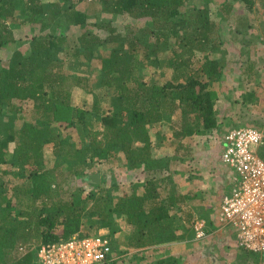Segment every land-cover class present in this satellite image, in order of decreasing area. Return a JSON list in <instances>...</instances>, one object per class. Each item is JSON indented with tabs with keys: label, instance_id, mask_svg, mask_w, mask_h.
<instances>
[{
	"label": "trees",
	"instance_id": "trees-1",
	"mask_svg": "<svg viewBox=\"0 0 264 264\" xmlns=\"http://www.w3.org/2000/svg\"><path fill=\"white\" fill-rule=\"evenodd\" d=\"M191 1L0 0V50L17 45L0 64V119H6L0 133V165H17L24 176L21 187L0 183V264H35L34 248L67 240L79 232L84 218L92 232L82 237L108 230L110 259L115 253V217L129 229L124 244L132 249L130 261L138 260L141 253L136 250L171 239L169 232L180 218L173 211L181 210L182 199L179 194L162 197L158 192V181L153 178L167 169V162L163 168L156 165L150 132L156 127L161 129L165 111L173 113L175 108L181 109L183 115L192 113L193 118L179 132L169 128L172 131L165 141L167 145L182 147L184 137L218 131L216 92L210 85L222 77L224 65L209 54L223 45L222 21L234 13L238 0H224L217 5L214 19L218 21L211 18L208 6L185 9ZM243 1L250 10L251 1ZM85 2L99 4L100 11L111 17L132 22L146 20L149 26L138 32L127 28L125 32L118 30L112 20L91 22L76 9ZM241 27H247V22L236 31ZM100 30L103 35L97 33ZM150 40L152 45L148 44ZM102 48H108L106 56ZM164 51L169 57L163 65L171 69V77L161 85H150L144 80L143 70L157 64ZM195 52L203 54L197 61L198 68L192 64ZM96 61L100 65L97 92L102 89L100 99L108 104L102 113L89 115L99 116L95 120L101 122V132L88 129L84 110L71 106L73 90H85L88 80L74 75L70 67L90 68ZM245 76L251 81L252 71ZM253 97L242 96L243 109L248 103L255 104ZM99 102L95 99L94 105L97 107ZM22 106H28V111H22ZM76 111L79 114L74 117ZM239 127L243 126L232 129ZM80 130L86 132L84 146L79 144ZM74 131H78L77 139L72 138ZM50 146L56 149V161L47 167L44 153ZM116 152L123 155L131 169L145 174V181L137 185L140 193L134 190L112 205L111 193L103 192L102 210L95 206L88 209L86 205L93 197L83 195L81 190L68 193L66 200L60 198L66 191L62 185L65 172L83 175L72 169L74 160L112 161L110 157ZM260 157L264 159V149ZM173 159L177 160V156ZM178 161L182 162L183 157ZM52 175L57 181L55 190L51 188ZM33 241L39 242L37 247ZM21 244L28 245L24 254L17 252ZM109 261L106 264L113 263ZM147 264L181 263L175 256H166Z\"/></svg>",
	"mask_w": 264,
	"mask_h": 264
},
{
	"label": "rangeland",
	"instance_id": "rangeland-1",
	"mask_svg": "<svg viewBox=\"0 0 264 264\" xmlns=\"http://www.w3.org/2000/svg\"><path fill=\"white\" fill-rule=\"evenodd\" d=\"M222 1L224 0H192L190 3H186L185 9H191L193 5L198 7L208 6L211 12L210 16L214 19V11ZM229 1L234 2L232 0ZM250 1V10L248 9L249 5L243 0H238L234 3V13L230 18H225L222 21L223 27L220 31V37L223 38L224 43L214 53L209 54L211 58H219L224 65L222 77L210 85L212 91L216 92L215 107L218 112V131L205 135L198 136V134H193L192 136L184 137L181 141L182 147L167 145L165 141L168 140V136L172 131L169 128L172 127L174 131L179 132L193 118L192 113L183 115L181 109L175 108L173 113L165 111L166 121L162 124L161 129L156 127L150 132L153 143L151 152L156 159V165L158 164L159 167L161 166L160 168H163L164 163L167 162L165 167L167 169L157 173L155 178H153L154 182L158 181V192L162 197L169 193L179 194L182 199L181 210L176 209L179 211H173L180 218L179 223H176L173 227L174 229L172 228L169 232L171 239L168 241L169 243L180 242L178 245L183 246V259L182 256L177 257L181 264H264V256L248 254L249 252L243 251L241 247L237 246L236 237L231 233L227 232L228 235L223 236L216 234L213 232L214 230H209L208 233H205V239L192 240L194 238L193 235L195 236L193 225L196 221H202L205 224L210 222V225L212 223L215 224L222 200L221 195L225 191L224 188L218 186L222 185L224 180L222 176L224 169L221 166V171L218 166V159L221 153L220 142L224 134L235 126H248L264 132V0ZM76 9L83 12L85 17L91 22H98L101 19L112 20L111 22L118 30H124L125 32H127V28L136 29L138 32L142 27L149 26L146 20L132 22L130 19L123 20L118 16L111 17L100 11V5L94 2L82 3L76 6ZM214 20L218 21V19ZM244 21L247 22L246 29L241 27L240 31L237 32L236 28L243 25ZM74 31L72 30V32ZM137 32V36L142 35ZM97 33L103 35L102 30ZM19 36L23 37L20 32ZM19 36L15 33L16 38H20ZM214 38L218 39V36ZM152 43L153 40H150L148 44L152 45ZM15 49H17L16 44L6 46L3 50H0V64L4 63ZM107 49L102 48L100 50L103 56L107 55ZM202 56V53L197 54L195 52L192 61L194 68H198L200 65ZM168 57V54L164 51L157 64H152V66L143 70L145 82L150 85H161L169 80L172 71L163 65V62ZM198 60L200 61L197 62ZM99 67L100 65L97 61L90 64V68L79 65L70 67L74 75L82 76L88 80V88L85 90H73L71 106L84 110L88 129L101 132L103 128L101 122L95 120V117L99 119V116L90 118L89 115L90 112L95 113L96 111L102 113L103 108L108 104L107 101L100 99L103 92L102 89L98 93L96 88ZM248 70L253 73L251 81L245 79V73ZM244 94H253L255 104L248 103L243 109L241 102ZM94 98L100 101L96 104L98 109L94 105ZM21 109L27 112L29 108L28 106H22ZM78 114L79 112L76 111L73 115L77 117ZM5 121L6 119L4 118L0 119V133L3 130ZM85 133L84 130L79 131V137H81L79 144L82 146H84V142H87L84 137ZM71 135L72 138L77 139L78 131L76 133L75 131L72 132ZM262 150H259V153ZM55 151L56 149L51 146L45 149L44 158L47 167H50L56 161ZM173 156H177V160L173 159ZM180 156L183 157L182 162L178 161ZM110 158L112 161L93 159L92 161L86 160V162L80 163L74 160L72 169L82 171L83 175L74 176L65 172V179L62 181V185L63 190L66 191L60 195V198L66 200L68 199V193L71 194L73 191L81 190L83 195L90 194L93 197L86 205L88 209L95 206L102 210L104 207L103 192L108 191L111 193L113 198L112 205L117 198L128 195L134 190L140 193L141 188L138 186L141 185L142 181H145V174L139 172V170L131 169L119 152L112 154ZM4 170L7 171L5 175L3 174ZM228 172V176L231 177V182L233 183V174L231 171ZM23 178L24 176L20 173L17 165L11 167L0 165L1 184L7 183L10 188H16L20 184L19 187H21ZM50 179L52 180L51 188L55 190L57 181L53 175ZM1 190L3 189L0 188V194ZM105 206L109 207L110 205L108 203ZM48 207H51L50 203ZM87 221L85 218L83 219L82 227L76 235L81 236L89 231L92 232ZM113 222L117 231L112 234L115 253L114 257L109 261H113L111 264H147L155 258L165 257L163 256L164 252L159 251L161 248L158 250L154 246L136 250L135 252L141 253L138 260L136 262L130 261V257L133 254L132 249L128 250L124 244L129 234V229L124 225L122 219L115 217ZM98 233L107 235L108 230L100 229L96 232V234ZM38 243V241H33L35 247H37ZM21 245L19 247H23V253H25L28 250V245ZM18 248L17 252L19 253ZM36 249H33L34 255ZM36 263L38 264V260H35Z\"/></svg>",
	"mask_w": 264,
	"mask_h": 264
},
{
	"label": "built area",
	"instance_id": "built-area-1",
	"mask_svg": "<svg viewBox=\"0 0 264 264\" xmlns=\"http://www.w3.org/2000/svg\"><path fill=\"white\" fill-rule=\"evenodd\" d=\"M221 163L233 174L230 194L223 197L216 221L231 228L239 247L264 256V132L251 127L228 130L221 140ZM195 240L205 239L204 222L193 225ZM18 251L22 254L23 247ZM111 242L106 234L41 244L35 256L38 264H103L110 259ZM26 253V252H25Z\"/></svg>",
	"mask_w": 264,
	"mask_h": 264
},
{
	"label": "crops",
	"instance_id": "crops-1",
	"mask_svg": "<svg viewBox=\"0 0 264 264\" xmlns=\"http://www.w3.org/2000/svg\"><path fill=\"white\" fill-rule=\"evenodd\" d=\"M218 166H219V170H221V166L224 169V171L221 170L222 173H223L222 176H223V179L224 180L222 182V185H218L219 187H222L225 190L222 193V195H221V198L223 199V197H225L226 195L230 194V191H231V189L233 187V183L231 182V177L228 176V174H229L228 171H230V170L227 169L221 163V161H220V155H219V159H218ZM222 188H221V190H222ZM216 219H217V216H216ZM216 219H215V224L212 223L210 225V222H207L208 224H205V222H204V230L206 231L205 233H208L209 230H214L213 232H215L216 234L218 233L219 235H223V236L225 235V236H227L228 235L227 232L234 235V232L231 230V228H228V227L221 228V227H219L218 222L216 221ZM213 235H214V233H213ZM193 237H194V235H193ZM194 239L195 238H193L192 240H194ZM192 240H189V241H192ZM178 243H180V242H178ZM178 243H169V242H167V243H163V244H160V245L156 246V248H158V250L161 248L159 251L162 252V253L164 252V255L163 256H165V257L166 256H175V255L178 254V256H176V257L179 258V256L180 257L182 256V259H183V256H184V254H182V251H183L182 247L183 246L182 245L181 246L178 245ZM237 251H238V249H237Z\"/></svg>",
	"mask_w": 264,
	"mask_h": 264
},
{
	"label": "water",
	"instance_id": "water-1",
	"mask_svg": "<svg viewBox=\"0 0 264 264\" xmlns=\"http://www.w3.org/2000/svg\"><path fill=\"white\" fill-rule=\"evenodd\" d=\"M96 177H98V176H96Z\"/></svg>",
	"mask_w": 264,
	"mask_h": 264
}]
</instances>
